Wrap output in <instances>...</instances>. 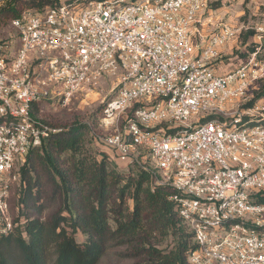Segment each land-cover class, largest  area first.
I'll return each instance as SVG.
<instances>
[{"label": "built area", "instance_id": "1", "mask_svg": "<svg viewBox=\"0 0 264 264\" xmlns=\"http://www.w3.org/2000/svg\"><path fill=\"white\" fill-rule=\"evenodd\" d=\"M208 9L209 0H58L0 23V235L17 226L11 198L26 155L60 130L33 106H68L115 77L104 146L117 164L149 155L155 184L174 188L194 233L190 264H264V101L226 108L264 80L261 47L220 71L236 31L217 18L207 31Z\"/></svg>", "mask_w": 264, "mask_h": 264}, {"label": "trees", "instance_id": "2", "mask_svg": "<svg viewBox=\"0 0 264 264\" xmlns=\"http://www.w3.org/2000/svg\"><path fill=\"white\" fill-rule=\"evenodd\" d=\"M57 2L11 0L0 9V23ZM257 101H264V80L247 107ZM41 103L33 106L35 115ZM58 129L18 170V199L11 198L17 226L0 235V264H100L115 248L125 249L129 264H190L194 233L171 199L174 188L155 184L161 173L151 157L150 165L121 171L110 148L89 146L87 124ZM78 231L84 242L77 241Z\"/></svg>", "mask_w": 264, "mask_h": 264}, {"label": "rangeland", "instance_id": "3", "mask_svg": "<svg viewBox=\"0 0 264 264\" xmlns=\"http://www.w3.org/2000/svg\"><path fill=\"white\" fill-rule=\"evenodd\" d=\"M215 8L216 16L219 20L230 23L235 31V37L231 39L229 51L223 53L220 64V71H228L237 65L240 60L248 58L257 48L261 47L259 58L264 61V0H215L212 4ZM115 77H106L100 81L97 87L84 90L68 105L63 106L57 101H44L41 103L39 116L47 120L52 125L66 127L75 122L85 123L90 127L88 134V144L94 150L104 151L102 138L108 132L100 126L102 109L106 101L114 95L112 92L115 86ZM262 81L255 83L249 90L248 96L233 104H227L228 114L235 111H245L248 109L249 102L254 98V92ZM259 116V113H254ZM256 118V117H255ZM144 162L150 165L152 162L149 155H145ZM119 170L125 171L129 166L118 164ZM76 239L84 242L86 236L78 231ZM125 249L115 248L108 252L100 264H129L133 260L124 258Z\"/></svg>", "mask_w": 264, "mask_h": 264}, {"label": "crops", "instance_id": "4", "mask_svg": "<svg viewBox=\"0 0 264 264\" xmlns=\"http://www.w3.org/2000/svg\"><path fill=\"white\" fill-rule=\"evenodd\" d=\"M215 3V0H209V9L207 10L205 16L207 17L206 18V24H205V28L207 31H211L213 29H215V18L219 19V15L216 16V11H215V8L212 6V4ZM224 52L225 51H229V45L228 47L225 46L224 47Z\"/></svg>", "mask_w": 264, "mask_h": 264}]
</instances>
